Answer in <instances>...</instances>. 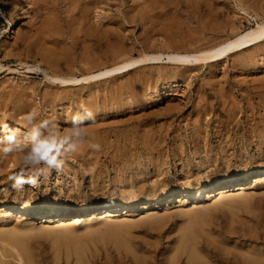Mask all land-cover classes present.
Segmentation results:
<instances>
[{
    "label": "rangeland",
    "instance_id": "374dc122",
    "mask_svg": "<svg viewBox=\"0 0 264 264\" xmlns=\"http://www.w3.org/2000/svg\"><path fill=\"white\" fill-rule=\"evenodd\" d=\"M263 22L264 0H0V264H264L252 177L264 171V37L215 62L55 79L203 51ZM89 110L95 122L72 135ZM33 133L58 145L62 171L23 163ZM21 172L37 184L13 188Z\"/></svg>",
    "mask_w": 264,
    "mask_h": 264
},
{
    "label": "bare ground",
    "instance_id": "6f19581e",
    "mask_svg": "<svg viewBox=\"0 0 264 264\" xmlns=\"http://www.w3.org/2000/svg\"><path fill=\"white\" fill-rule=\"evenodd\" d=\"M99 3V2H98ZM92 4V3H91ZM94 5H97L96 3ZM258 7V6H257ZM213 10V8H212ZM97 11V10H96ZM208 12V11H207ZM174 15V14H173ZM174 20V19H173ZM106 26V25H105ZM234 26V25H233ZM205 30V29H204ZM208 30V29H207ZM206 31V30H205ZM204 31V32H205ZM203 33V32H202ZM194 34V33H193ZM196 34V33H195ZM197 35V34H196ZM264 37V22L263 23H259L257 24V26L254 28H251L249 30H246L244 33H241L239 36L237 35L234 39H231V40H227V41H224L222 43H219L213 47H210L209 49H206V50H203V51H195V52H185V53H182V52H178V51H172V52H167V53H154V54H147L145 56H141L139 58H134L133 60L131 61H126L122 64H119V65H116L115 67H111V68H107L106 70L104 71H100L98 73H95L93 75H88V76H84L82 78H66V79H63V78H60V77H57L55 79H59L61 82L65 83L66 85H70V84H74V83H77V82H81V81H84V80H88L90 78H95V77H100V76H106V75H110V74H113L115 72H119V71H126V70H129L135 66H137L138 64H141V63H144V62H150V61H158V60H161L163 58H167L168 61H171V62H175L177 64H182V65H199L200 63H204V62H215V61H218L219 59L221 58H224L226 57L231 51L237 49V48H240L244 45H247L249 42H252V41H257L258 39H261ZM200 39V38H199ZM213 39V38H212ZM167 40V39H166ZM198 40V39H197ZM208 42V40H207ZM205 44V43H204ZM160 48V47H159ZM164 55L166 57H164ZM64 85V84H63ZM173 93V92H172ZM5 125V124H4ZM24 126V125H23ZM4 127V126H3ZM16 128V127H14ZM23 128V127H22ZM20 130V126H17V130ZM16 130V129H15ZM24 130V129H23ZM33 130V129H32ZM29 132L32 134V132L28 131V130H25V134ZM18 134V133H17ZM34 134V133H33ZM29 135V134H28ZM38 135V134H37ZM11 157V156H10ZM17 157L18 159V156H15ZM8 158V157H7ZM20 158L22 157H19L18 160H20ZM1 159V158H0ZM3 159V158H2ZM6 159V158H5ZM4 159V160H5ZM16 159V160H17ZM10 160V159H9ZM6 162V161H5ZM9 163V162H8ZM18 163V161H17ZM2 164V163H1ZM0 164V166H1ZM5 164V163H4ZM7 164V162H6ZM10 164V163H9ZM15 165V163H13ZM3 165V164H2ZM11 166V165H10ZM3 167V166H2ZM5 167V166H4ZM7 167V165H6ZM12 167V166H11ZM1 168V167H0ZM250 173V172H249ZM252 177L255 178V181H264V171L261 173V174H256V175H253ZM247 178H241V179H234L230 182H221V184H219L218 186L222 187V190L224 187L228 186L230 184V186H237L239 187L238 189H241L243 188V183L242 181L246 180ZM248 182V181H247ZM235 188V187H234ZM236 189V188H235ZM224 193V192H223ZM213 195V194H212ZM193 197V196H192ZM9 205V204H7ZM120 205V204H119ZM117 204H114L113 206L112 205H106L104 207H102V209H104V213L103 214H100V215H104L105 217L107 216H110L112 215V208H115L114 210H117L118 207H116ZM11 207V204L10 206ZM112 207V208H110ZM4 208V207H3ZM2 208V209H3ZM45 207H40L38 210L40 211H45L44 209ZM12 209V208H11ZM37 209L33 204H27V205H24V206H20L17 208V210L21 213H26L28 211H31V210H35ZM13 210V209H12ZM11 210V211H12ZM16 210V212H17ZM47 210V209H46ZM88 210V208H87ZM7 213H10L8 212V210H4ZM50 212L48 213H51L52 216H55V215H61L62 213L65 212V209H62V208H53L51 210H49ZM15 212V213H16ZM18 212V214H19ZM12 213V212H11ZM81 213V212H80ZM14 214V213H13ZM22 214V215H23ZM29 214V213H28ZM86 214V213H85ZM84 214V215H85ZM12 215V214H11ZM15 215V214H14ZM31 215V214H30ZM19 216V215H18ZM95 216H98L95 215ZM73 217V216H72ZM102 217V216H101ZM53 218V217H52ZM67 218V217H66ZM78 218V217H77ZM63 219V218H62ZM81 219V218H80ZM5 264V263H4Z\"/></svg>",
    "mask_w": 264,
    "mask_h": 264
},
{
    "label": "clouds",
    "instance_id": "9594fccd",
    "mask_svg": "<svg viewBox=\"0 0 264 264\" xmlns=\"http://www.w3.org/2000/svg\"><path fill=\"white\" fill-rule=\"evenodd\" d=\"M34 115L32 113L26 114L24 117L25 121L31 122ZM96 116L92 111H87L86 116L81 115H75L72 117V123L74 126V129L72 131V135H75L77 137H80L82 135V131L84 128H86V125L88 123L95 122ZM85 121H88L86 124ZM76 125H81V128H76ZM9 142H12L16 138L15 131H11L7 134L5 137ZM69 139V136H65L64 140L67 141ZM34 143L32 145L31 152L23 158V163H27L28 161H32L36 164H39L43 162L48 166V173L51 172V170L55 169L57 171L63 170V165L65 161H57V149L58 145L54 143L53 141L49 139H35V134L33 136ZM83 145H81L82 147ZM90 148L94 150L100 149V144L98 143H91L88 145ZM5 151H11V149H5ZM10 179L13 181L12 187L21 190L23 188L24 184H31L35 186L38 182V179L36 176H25L23 172L20 174L14 175L10 177Z\"/></svg>",
    "mask_w": 264,
    "mask_h": 264
}]
</instances>
